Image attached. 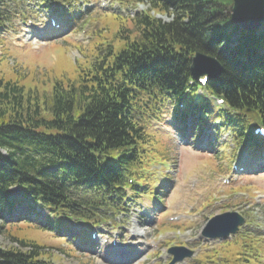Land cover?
Returning <instances> with one entry per match:
<instances>
[{
    "label": "trees",
    "instance_id": "trees-1",
    "mask_svg": "<svg viewBox=\"0 0 264 264\" xmlns=\"http://www.w3.org/2000/svg\"><path fill=\"white\" fill-rule=\"evenodd\" d=\"M3 1L0 26L7 19ZM132 1L147 7L132 16L111 15L96 30L93 52L73 64L75 76L55 79L34 95L14 79L0 82L1 222L5 208V216L16 208L33 214L38 206L57 216H47L44 225L21 221L6 227L10 243L0 245V264H53L42 239L54 241L44 235L58 226L60 215L99 218L95 210L110 208L112 196L124 197V186L133 199L140 196L139 184L150 186L152 166L166 160L168 151L138 115L151 111L156 100L192 99L193 87L185 89L195 52L222 66L218 77L207 80V90L236 110L213 106L229 130L253 141L249 124L257 118L264 124V26L241 31L234 47L219 50L229 31L238 30L229 16L232 0ZM193 106L201 112L210 107L205 100ZM13 187L20 197L9 196ZM237 243H228L219 261L213 250L200 254L198 263L246 261L254 246L245 239Z\"/></svg>",
    "mask_w": 264,
    "mask_h": 264
},
{
    "label": "rangeland",
    "instance_id": "rangeland-1",
    "mask_svg": "<svg viewBox=\"0 0 264 264\" xmlns=\"http://www.w3.org/2000/svg\"><path fill=\"white\" fill-rule=\"evenodd\" d=\"M96 2L97 0L77 1V3L84 6H89L88 13L92 18L95 14L94 17L97 19V21L91 19L94 22L91 26L96 25V29L94 28V31H92L94 38L91 40L90 37L88 40L77 43L74 41L76 35L74 33H71V36L62 35L59 38L50 39L49 29L44 24V11L40 7L36 8L39 4L36 0H7V13L12 18L10 23L0 30L4 38L0 40V82L14 79L25 88V91L31 89L30 94L34 95V90H37L40 94L45 90H49L55 79L75 76L74 61L82 58L83 54L88 56L87 47L85 46L91 40L88 46L89 48L92 47L95 37H97V26H101V24L103 26V23H108V20L112 19V17L102 14L99 17L97 11L100 9ZM144 8H146L145 4H135L133 1H124L123 3V0H119V3L115 5V9L111 10L108 7L105 10L118 12V14L133 15ZM22 16L35 18L44 24L43 30L46 36L41 43L36 45L20 44L14 42L13 39H9L7 35L12 36L15 31H18L17 26H22L21 20L18 21ZM88 16L87 14L86 17ZM86 17L83 16V18ZM160 19L167 21L169 18L160 16ZM85 21H88V19L86 18ZM80 24L82 23L77 21V25ZM67 29L66 27L63 28V33H66ZM107 35H110V32H107ZM167 107L166 110L169 111L170 108ZM168 111L162 115L160 121L151 120L148 121V125L154 130L165 133L163 136L166 138L169 147L166 167L170 170L169 174H171L170 179L172 181L164 179L162 174L158 172V178H155L157 181L155 189L157 199L155 194L151 192L149 195H142L137 204L130 201L128 204L123 205L126 201L119 198L117 202L119 207L127 208L128 212L125 213L120 208L119 211L113 213H107L103 210L104 219L101 217L98 220L105 222L98 227L101 237L96 242L89 244L82 241V238L85 237L82 234L73 239L65 233L58 234L59 237L65 236V240L57 244L51 239H42L47 247H56V245L59 248L67 249L70 247L66 252L51 250L55 254V264H111L102 258L104 255L107 256L102 248L110 245L109 240L107 243H103L102 240L106 238V235L112 237L116 235L118 239L120 238L123 241L133 240L137 242L136 238H131L132 230H141L140 234L142 235H138L143 237L141 239L142 245L136 246L138 250L131 249L125 252H132L135 255L140 254L133 263L166 264L165 262L170 259L167 256V247L178 244L190 246L196 251V256L202 251L216 249L218 243L202 242L199 233L202 225L209 217L223 211H237L243 218H248L240 230L241 235L249 233V231L259 235L256 237L257 242H254L253 238L246 239L248 243L254 244V251L251 252L252 255L247 258L246 262L237 260L233 264H264V146L259 151H252L246 146L238 147L242 156L250 155L248 163H250V160L256 163L249 173L231 177V173L224 169L227 160L222 158V153H220V148L226 147L225 144L230 146L229 148L233 146L227 133H223L219 137L216 136L209 121L207 127H203L206 129V133L203 131L197 139L190 130V132L187 131L186 135H182L170 125L169 116L172 114ZM229 148L225 153H230L231 149ZM238 149L236 148V150ZM221 165L223 169L220 167ZM152 168L161 171L157 166ZM175 177L177 179H174ZM226 177L232 180L229 183H224L223 178ZM130 192L127 191L128 194ZM175 215H182L179 222H167L168 217L172 218ZM13 217L14 215L6 217L5 222H1L0 219V245L10 243L5 230L6 227L17 225V219L14 220ZM42 219L43 217L38 218L39 221H42ZM186 222L190 226L184 229ZM7 224L10 225L6 226ZM74 231L78 232V229L75 228ZM44 236H49V233ZM230 242L233 241L227 239L218 244V261L225 256V249ZM198 244L200 248L197 247ZM160 251H163V253L158 257L156 253ZM207 256L205 257L207 258ZM189 260L187 259L185 264ZM191 263H196V260L191 261Z\"/></svg>",
    "mask_w": 264,
    "mask_h": 264
},
{
    "label": "water",
    "instance_id": "water-1",
    "mask_svg": "<svg viewBox=\"0 0 264 264\" xmlns=\"http://www.w3.org/2000/svg\"><path fill=\"white\" fill-rule=\"evenodd\" d=\"M231 18L233 22L245 29L258 28L264 20V0H233ZM192 63L196 78L205 72L209 73L210 76H216L219 73V67L209 57L196 54L192 59ZM204 64L206 66L201 67ZM242 223L243 220L237 213H223L208 220L202 229V234L209 238H225L230 234H234ZM169 252L174 255L170 264L192 255V251L185 247L170 248Z\"/></svg>",
    "mask_w": 264,
    "mask_h": 264
},
{
    "label": "bare ground",
    "instance_id": "bare-ground-1",
    "mask_svg": "<svg viewBox=\"0 0 264 264\" xmlns=\"http://www.w3.org/2000/svg\"><path fill=\"white\" fill-rule=\"evenodd\" d=\"M138 232L140 233V230H139ZM120 258H124V257H121V256H120Z\"/></svg>",
    "mask_w": 264,
    "mask_h": 264
}]
</instances>
